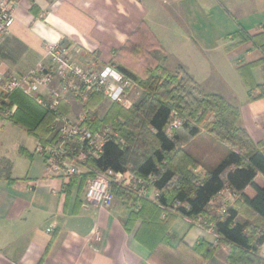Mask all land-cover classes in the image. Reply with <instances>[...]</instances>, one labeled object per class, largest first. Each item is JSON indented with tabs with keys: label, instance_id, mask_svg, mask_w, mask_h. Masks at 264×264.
<instances>
[{
	"label": "crops",
	"instance_id": "crops-1",
	"mask_svg": "<svg viewBox=\"0 0 264 264\" xmlns=\"http://www.w3.org/2000/svg\"><path fill=\"white\" fill-rule=\"evenodd\" d=\"M13 1L14 24L10 34L0 39V79L26 74L46 59L48 45L69 46L73 59L81 64H114L115 52L134 44L132 34L144 26L157 40L159 68L170 74L182 69L204 95L224 98L240 112L237 126L256 144H264V98L251 99L259 91H252L239 72L264 57L252 41L244 40L264 31V0ZM124 55L130 57L127 52ZM226 60L237 65L233 68L244 89L241 94L230 90L224 73L216 67ZM254 68V84L264 85V64ZM140 94L137 87L130 92L133 103ZM43 99H48L45 94ZM61 106V115L68 117L86 107L72 95ZM17 108L14 104L9 110H0V264H155L151 259L154 246L143 222L128 225L130 208L139 209L140 204H127L118 197L109 209L88 203L85 188L89 177L83 182L93 171L88 164L70 179L50 175L38 152L41 139L29 132L27 122L9 119ZM52 135L50 130L46 142ZM179 145L199 161L197 173L201 175L231 151L203 129ZM256 184L263 186L264 177L259 175ZM146 191L142 199L155 204L156 189ZM245 194L253 198L255 191L247 188ZM238 199L239 195L225 189L209 211ZM96 232L100 240H96ZM167 237L176 249L212 245L215 253L202 264H228L230 247L220 241L206 216L192 221L175 215ZM259 255L264 259V244Z\"/></svg>",
	"mask_w": 264,
	"mask_h": 264
},
{
	"label": "trees",
	"instance_id": "trees-1",
	"mask_svg": "<svg viewBox=\"0 0 264 264\" xmlns=\"http://www.w3.org/2000/svg\"><path fill=\"white\" fill-rule=\"evenodd\" d=\"M151 37L142 26L132 34L135 43L130 42L127 48L114 54V64L134 81L141 94L129 110L112 104L103 119L99 120L96 112L92 116L93 131L113 121L114 131L125 144L107 142L99 159L88 160L93 171L83 182L107 170L129 171L143 180L152 177L151 186L159 193L155 204L117 186H113V191L127 204H140L139 209L130 208L128 225L138 220L143 222L154 246L151 259L155 264H202L215 253V247L206 243L196 249L185 245L172 248L167 232L175 215L192 221L206 216L220 241L230 247L228 264H264L259 255L264 244V185L256 184L259 175L264 177V144H256L245 129L237 126L240 112L236 107L221 96L204 95L182 69L170 74L158 66L150 65L144 72L136 66L138 57L149 59L150 50L156 47ZM244 40L252 41L264 55V31ZM126 52L131 58L124 55ZM262 64L264 57L239 70L245 84L252 91H259L252 100L264 98V85H255L251 74L255 66ZM104 100L102 94L94 95L85 109L95 111ZM14 104L18 108L9 119L27 122L29 132L46 144L49 127L61 114V104L56 111L43 109L22 92L15 91L4 97L0 110H9ZM174 108L187 112L197 122H184L170 138L166 130ZM202 129L231 149L203 175L197 173L199 161L179 145L184 139L189 142L200 135ZM247 188L255 191L253 198L245 194ZM225 189L239 195V199L223 216L218 213L221 206L209 211L212 201ZM163 214H166L164 220ZM240 216L246 220H240Z\"/></svg>",
	"mask_w": 264,
	"mask_h": 264
},
{
	"label": "built area",
	"instance_id": "built-area-1",
	"mask_svg": "<svg viewBox=\"0 0 264 264\" xmlns=\"http://www.w3.org/2000/svg\"><path fill=\"white\" fill-rule=\"evenodd\" d=\"M14 21V1L0 0V39L10 34ZM55 83L58 84L57 88L52 87ZM135 88L134 81L115 64L103 67L93 63L81 64L73 59L69 46L48 45L46 59L38 62L26 74L0 79V105L5 96L20 90L51 111H56L68 95L87 105L89 99L97 94H102L111 104L129 110L134 104L130 92ZM42 93L47 96V100L43 99ZM91 123V112L88 110L75 117L61 114L56 117L50 126L53 132L51 139L38 147L50 175L64 179L73 178L80 174L82 166H86L88 160L101 157L107 142L124 143L112 126H103L101 130L93 131ZM182 124L176 113L172 112L167 135L173 137L174 130L179 129ZM145 182L129 171L98 172L87 181L85 200L101 209H109L115 201L113 186H118L138 198H146V190L153 186H147ZM158 194L156 190V195ZM229 200L221 206L218 211L220 215L223 216L233 206L234 202L229 203ZM95 235L96 240H100L99 232Z\"/></svg>",
	"mask_w": 264,
	"mask_h": 264
},
{
	"label": "rangeland",
	"instance_id": "rangeland-1",
	"mask_svg": "<svg viewBox=\"0 0 264 264\" xmlns=\"http://www.w3.org/2000/svg\"><path fill=\"white\" fill-rule=\"evenodd\" d=\"M151 35H152V43L155 41V43H157V40L155 39V37L153 36V34L151 33ZM154 39V40H153ZM157 47H153L151 50H150V54H151V56H150V60L149 59H147L146 58V56H141V57H138V59L135 61V65L136 66H138V67H140V69L144 72L147 68H149L150 67V65H151V67H156L157 65H158V62L156 61V59L159 57V56H157L156 54H159V51L156 49ZM155 59L154 60V62H153V60L152 59ZM142 59H144V61H142ZM234 66H237L236 64L234 65ZM233 65H230V64H228L227 63V60H226V62L224 61L223 63H216V67L218 68V71L220 72V71H222L224 74V77H225V80L227 81V83H228V86H229V88H230V90L232 91V92H237L238 94H241L242 93V91L244 90H242V85H240L241 84V81H240V79H239V77H237V79L235 78V71H234V67ZM253 69H255V68H253ZM253 69H252V71H253ZM106 100V99H105ZM104 100V101H105ZM103 101V102H104ZM171 104H172V102L171 101H169ZM111 103L109 102V101H105V103H103V105L102 104H100L99 105V107L96 109L97 111V117L99 118V117H102L103 118V116L105 115V113H106V111H107V107L106 106H108L109 108L112 106V105H110ZM105 105V106H104ZM84 111H87V109H82V110H80V109H77L76 111H75V114H77V115H79V114H81L82 112H84ZM88 111H90L91 112V118H93L92 116L94 115V113H92V111H91V109H89ZM173 112L174 113H176V115H177V117L184 123V122H197V121H195V120H191V118L189 117V114L187 113V112H180L179 110H177L176 108H174L173 109ZM76 115V116H77ZM92 121V120H91ZM114 123L115 122H107V123H105L106 125H103L104 127L105 126H115L114 125ZM92 128V127H91ZM102 128V127H101ZM101 130V129H100ZM124 144H125V142H124ZM151 180H153V179H151ZM151 180H145L146 182H145V185H147V186H149V185H151ZM118 187V186H117ZM120 188V187H119ZM149 188V187H148ZM116 197V196H115Z\"/></svg>",
	"mask_w": 264,
	"mask_h": 264
}]
</instances>
